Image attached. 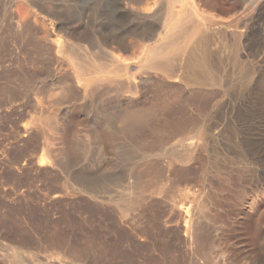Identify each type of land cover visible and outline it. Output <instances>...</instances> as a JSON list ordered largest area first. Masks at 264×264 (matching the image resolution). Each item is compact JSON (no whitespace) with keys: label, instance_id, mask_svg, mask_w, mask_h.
<instances>
[{"label":"rangeland","instance_id":"obj_1","mask_svg":"<svg viewBox=\"0 0 264 264\" xmlns=\"http://www.w3.org/2000/svg\"><path fill=\"white\" fill-rule=\"evenodd\" d=\"M118 1L0 0V264H264L257 251L264 242V113L259 99L253 113L252 99L234 91L244 82L229 73L237 87H213L207 96L146 83L143 101L166 102L152 111L150 126L122 132L111 99L82 103L69 93L77 68L63 54L64 24L76 32L81 20L88 23L97 43L86 51L98 56L95 65H109L111 48L101 39L132 40L149 26L152 39L136 51V66L183 21L174 6L164 31V0H140L137 11H121ZM204 2L205 21L183 3L204 24L229 16ZM218 44L211 49L224 59L228 44ZM211 119L217 125L206 126ZM198 121L205 127L194 132ZM193 149L188 163L176 160ZM194 195L207 230L195 242L178 214Z\"/></svg>","mask_w":264,"mask_h":264},{"label":"bare ground","instance_id":"obj_2","mask_svg":"<svg viewBox=\"0 0 264 264\" xmlns=\"http://www.w3.org/2000/svg\"><path fill=\"white\" fill-rule=\"evenodd\" d=\"M138 1L140 0H120L118 1V7L121 11H125L126 9L137 11ZM156 1L159 3L158 0ZM164 1L166 2V9H164L165 10V19H164V27H163L164 31L170 30L171 22L174 16L177 14L176 13L177 11L173 10L174 6L178 5L182 9L181 14L182 16L184 15V17H182L183 21L181 24L179 22V25L176 26L174 25L176 31L170 33L165 38L163 42L164 44L162 43L163 45L161 47L159 48L155 47L152 49L150 48V50H148L146 54L145 62L143 64H138V65L135 64L136 66H131V60L136 58V51L139 48L144 47L143 46L145 44L144 42L147 39H152L151 37L152 29H149L150 28L149 26L145 25L144 30H142L143 28L141 26L142 31L139 32L138 30V33H135L134 38L132 40H126L124 37L119 36V38H116L114 40L109 39L111 41H108L106 40L107 38L100 40V38L98 37L104 46L111 48L112 53L110 52L109 54L112 57L109 56V65H101V64L95 65L94 61H98L95 59V57L98 56H95L93 58L95 60L92 61L93 60L92 56H94L96 53H94L93 55L91 53L92 55L91 56L86 51L87 49H89V51L91 52L92 48L95 49L94 47L95 44L97 43V38L94 32L92 31L91 27L87 25L88 23L86 24L85 20H81L76 26L77 27L75 29L76 32L72 31L68 26V24L67 25L61 24L64 26V35L65 38H67V42H68L67 53L65 52L63 54L67 55L68 57L67 56L66 57L70 58L71 62L72 61L76 62L75 65L77 68V74L75 76V80H76L75 87H73L74 90H72L69 93H72L82 103L88 100V98H95V100L96 99L101 100L107 98L111 99V102L115 103L116 111L118 113V116L116 115L118 118H116V116L113 115L111 116L112 119L115 117V119L118 120L120 125H117V127L118 126L120 127V131L121 129L122 131L125 129L127 130L129 129L130 131V129L134 127L136 128L137 126L140 127L142 125H146V124L148 125L149 124L148 122H150L148 118L151 116V114H153L152 111L154 109L155 110L159 109L164 103V101L166 102V99L156 96L151 97L150 101H146L147 99L143 101L141 89L144 84H145V88L147 86L146 83H149L150 85V83L152 84L153 82L155 83L154 85L156 86V89L157 87L158 89H160L162 86L168 85L173 90H176L177 92L178 91L187 92L190 94V96L191 93L192 94L196 93L197 95L199 94L200 96H207L211 88L213 87L225 91L227 89L230 90V88L234 89L235 87H237L236 82H234L232 77L229 76V73H233L235 76H237V79L244 82V84L242 85L244 89L241 88L239 92L236 89H234V91L237 94L243 93V95L249 100L252 99V101H250L249 103L251 106V108H249L250 112L254 113L256 111L253 105L256 104L255 102L259 99L261 103L260 111L264 113V0H228L232 2L231 6L228 5L229 6L228 8L225 6V0H203L205 1L204 2L205 5L208 6L211 9V11H213L214 14L217 13L224 17L229 15L228 17L221 18L220 20L214 19L213 17L205 18L206 19L205 24L203 23L205 21L203 16L205 15L204 12L207 13V11L204 12L200 11V8L198 6L200 0H188V2L189 5L191 4V7L194 9V11L199 15H201V17H203L204 20L203 22L202 21L200 22L197 19H195L191 11L188 10L187 7H185L183 3L184 0H164ZM155 2L152 3L155 5L157 4ZM49 5L47 6L50 9L52 8L54 9L55 6L52 5V7H50ZM189 5L187 4L188 7H190ZM203 5L204 4H202V6ZM40 9L39 11H41ZM50 9H48V11ZM115 9L117 8L115 7ZM211 11L208 12L212 13ZM128 13L129 12H127V14ZM133 19L134 18H132V20ZM141 22L143 23L142 20ZM88 30H90L89 33ZM131 30L133 31L131 33H134V30L133 29ZM154 37H156V35ZM52 38L55 39L54 36ZM214 41L217 42V44L220 43L218 44L219 46L221 45V43L228 44L225 53L226 57L224 59H221L222 56L219 51H215L213 53L214 50L212 51L211 48H213L212 44L214 43ZM63 48H64L63 46H60L58 50L61 52ZM108 67H111V69L109 71H106ZM132 69L134 70L133 72L131 71ZM129 71H131V73ZM67 75L68 73L66 74V76ZM71 75L69 76L70 78ZM110 76H115L116 78ZM69 82L70 83L67 86H69L70 88L68 89L66 88V91L72 88L71 86L73 81L69 79ZM233 85L234 87H232ZM171 97L173 96L171 95ZM103 102H108V101L104 100ZM83 106L85 105L83 104ZM41 114L43 113L41 112ZM214 119L220 121L219 119L216 118ZM214 119L209 120L206 126L217 125ZM205 121H207V119ZM205 121L204 124L198 121L199 123L196 126L193 125L194 123H192V125L194 126V132L195 130H201L202 128H204ZM49 122L51 121L49 120ZM111 126L113 127V125ZM195 152L196 151H194V149L187 150L183 154H179L180 156H178L176 160L180 163L185 161L186 163H188V160L190 161L195 158ZM197 199H198L197 195L196 196L194 195L193 198L188 203L186 201L187 204H183L182 206L179 205L180 207H178L179 217L184 222L183 229H185V231L184 230L183 231L189 236V238H192L191 240L194 242L196 241L195 239L196 237L194 236L195 235L197 236V233L201 232L199 229L204 228L205 227L204 224H206L205 222L206 215L204 216L202 211L203 209L204 212H206V209L201 207L202 205L200 206V204L198 203L199 201L197 202ZM203 231H207L206 227ZM257 251L259 252L260 256L263 257L264 260V242L259 244Z\"/></svg>","mask_w":264,"mask_h":264}]
</instances>
